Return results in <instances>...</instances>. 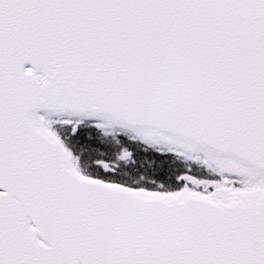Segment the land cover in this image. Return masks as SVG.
Returning <instances> with one entry per match:
<instances>
[{"label":"snow or ice","instance_id":"obj_1","mask_svg":"<svg viewBox=\"0 0 264 264\" xmlns=\"http://www.w3.org/2000/svg\"><path fill=\"white\" fill-rule=\"evenodd\" d=\"M0 264H264V0H0Z\"/></svg>","mask_w":264,"mask_h":264}]
</instances>
